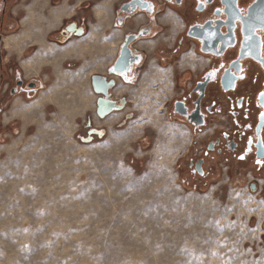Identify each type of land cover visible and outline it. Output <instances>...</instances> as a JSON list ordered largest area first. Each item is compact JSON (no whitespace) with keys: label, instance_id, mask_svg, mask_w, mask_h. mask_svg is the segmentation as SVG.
<instances>
[{"label":"rangeland","instance_id":"374dc122","mask_svg":"<svg viewBox=\"0 0 264 264\" xmlns=\"http://www.w3.org/2000/svg\"><path fill=\"white\" fill-rule=\"evenodd\" d=\"M109 35L65 61L75 73L59 86L69 106L34 112L56 78L50 65L24 68L45 87L12 104L20 132L7 127L0 141V264H264V197L239 182L183 186V138L161 90L130 88L122 112L95 118L88 83L112 59ZM90 123L106 136L89 139Z\"/></svg>","mask_w":264,"mask_h":264},{"label":"flooded vegetation","instance_id":"af4514ba","mask_svg":"<svg viewBox=\"0 0 264 264\" xmlns=\"http://www.w3.org/2000/svg\"><path fill=\"white\" fill-rule=\"evenodd\" d=\"M94 29L109 31L115 47L88 83L96 119L122 112L131 103L126 90L157 88L183 138V186L239 182L264 197V0H0V141L7 127L20 132L12 104L45 87L7 57L32 54L23 63L38 54L39 72L64 70L98 38ZM106 132L88 125L89 139Z\"/></svg>","mask_w":264,"mask_h":264},{"label":"bare ground","instance_id":"6f19581e","mask_svg":"<svg viewBox=\"0 0 264 264\" xmlns=\"http://www.w3.org/2000/svg\"><path fill=\"white\" fill-rule=\"evenodd\" d=\"M18 40H19V43H20V41H22L23 38H19ZM58 56H59V58H62V55H58ZM40 57H42V56H40L38 54L36 56H33L31 59H29V60H27L26 62L23 63V67L25 69H28V67L30 65H34V66H37L36 70L39 71V66H40V64L42 63V60H43V59H40ZM53 70H54V74H55V78H56V84L51 89L50 92H42L41 95L36 99V101L32 105V109L34 110V112L41 110L43 108V106L46 105L47 103L48 104L50 103L52 105H55V104L64 105V104H66V106L67 105L69 106V104H70V101L62 98V96L60 94V91H59V86H60V83L62 81H64L65 79H67L70 75L74 77L75 76V73L69 74V72H67V71L61 69L59 66H57V64L55 65V67H54ZM80 72H78V73H80ZM61 108H58V109H61ZM63 108H62V110H63ZM64 110L66 111L67 109H64ZM5 122L8 123L9 122V119L8 118H5Z\"/></svg>","mask_w":264,"mask_h":264},{"label":"snow or ice","instance_id":"6c2138e0","mask_svg":"<svg viewBox=\"0 0 264 264\" xmlns=\"http://www.w3.org/2000/svg\"><path fill=\"white\" fill-rule=\"evenodd\" d=\"M210 75H214V73H210ZM261 95L264 96V93H262ZM257 163L264 164V160H258Z\"/></svg>","mask_w":264,"mask_h":264},{"label":"water","instance_id":"95a60500","mask_svg":"<svg viewBox=\"0 0 264 264\" xmlns=\"http://www.w3.org/2000/svg\"><path fill=\"white\" fill-rule=\"evenodd\" d=\"M94 79V78H93Z\"/></svg>","mask_w":264,"mask_h":264}]
</instances>
